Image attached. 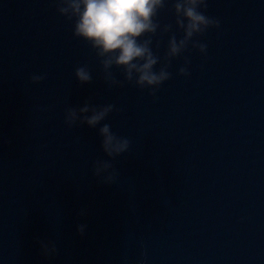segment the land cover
I'll use <instances>...</instances> for the list:
<instances>
[{
    "label": "water",
    "instance_id": "95a60500",
    "mask_svg": "<svg viewBox=\"0 0 264 264\" xmlns=\"http://www.w3.org/2000/svg\"><path fill=\"white\" fill-rule=\"evenodd\" d=\"M206 14L221 22L207 55L185 53L188 77L173 60L154 98L108 88L51 0H0V264H264V0H209ZM89 97L122 109L105 123L132 142L114 184L91 172L107 159L97 130L63 122Z\"/></svg>",
    "mask_w": 264,
    "mask_h": 264
},
{
    "label": "clouds",
    "instance_id": "9594fccd",
    "mask_svg": "<svg viewBox=\"0 0 264 264\" xmlns=\"http://www.w3.org/2000/svg\"><path fill=\"white\" fill-rule=\"evenodd\" d=\"M51 3L71 24L73 37L82 40L94 53L108 88L127 84L141 91L148 90L154 98L160 87L172 78L173 60L183 58L177 75H191V60L185 53L195 50L206 56L208 45L204 37L209 30L219 29L221 23L206 14L209 0H51ZM165 10L172 14V22L161 23L160 13ZM165 36L166 47L160 54ZM114 70H119L123 79H118ZM74 76L81 85L93 81L87 64L77 66ZM46 79V73H33L29 82L35 85ZM121 110L115 103L96 104L89 97L82 105L65 107L63 112V122L69 129L87 126L97 130L100 149L107 159L94 160L91 172L105 184L116 183L120 173L114 161L129 152L132 144L129 138L105 123L110 114ZM84 214L81 210L80 215ZM84 229L83 224L77 227L81 235ZM36 242L44 258L58 254L55 242L39 238Z\"/></svg>",
    "mask_w": 264,
    "mask_h": 264
}]
</instances>
